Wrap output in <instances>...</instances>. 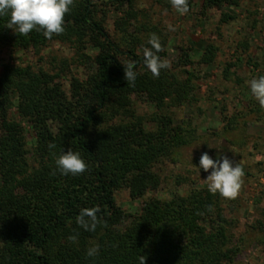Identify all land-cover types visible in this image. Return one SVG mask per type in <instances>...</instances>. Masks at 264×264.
Returning <instances> with one entry per match:
<instances>
[{"label":"trees","instance_id":"trees-1","mask_svg":"<svg viewBox=\"0 0 264 264\" xmlns=\"http://www.w3.org/2000/svg\"><path fill=\"white\" fill-rule=\"evenodd\" d=\"M136 0H106L132 7ZM160 2V0H158ZM74 0L65 15L62 34L51 39L43 30L28 35L7 28L10 13L0 15V46L37 49L53 41L75 42L97 49L95 70L84 82L74 80L67 96L57 75L5 65L0 75V264H233L239 252L231 246L220 204L221 195L192 190L171 199L150 198L138 214H126L114 193L125 187L133 200L158 191L157 167L174 162L178 150L193 142V133L155 115V127L135 113L131 96L145 97L162 111L179 105L193 93V73L162 69L155 78L144 64L133 36L125 45L114 40L97 18V3ZM239 0H203V8L237 5ZM193 0H188L191 9ZM229 17L223 15L222 21ZM162 48L164 43H161ZM157 55L164 59L166 53ZM121 57L127 60L123 63ZM135 62L134 84L124 79V65ZM213 61L205 51L200 63ZM179 62H193L183 51ZM187 72V73H186ZM14 108L19 120L11 118ZM25 125L33 133L28 149ZM54 144L55 147H49ZM71 150L80 154L87 170L62 175L56 159ZM55 173V174H54ZM264 194V193H263ZM211 206L212 210H209ZM98 207L101 221L86 231L76 218L81 209ZM124 218H130L122 225ZM106 222V226L104 224ZM76 236V242L69 240ZM99 245V254L87 256Z\"/></svg>","mask_w":264,"mask_h":264},{"label":"rangeland","instance_id":"rangeland-1","mask_svg":"<svg viewBox=\"0 0 264 264\" xmlns=\"http://www.w3.org/2000/svg\"><path fill=\"white\" fill-rule=\"evenodd\" d=\"M203 0H193L191 9L180 14L170 0H136L132 7L97 3V18L116 41L123 45L133 36L146 43L155 33L164 43V59L175 73L194 74L193 93L179 105L167 104L162 111L139 95L131 96L135 113L152 129L155 115H165L193 133V142L178 150L175 161L157 167L161 179L158 191L133 200L125 187L114 193L117 206L126 214H138L150 198L171 199L192 190L208 189L205 179L212 169L200 168V157L207 152L213 160L227 156L233 166L244 171L236 199L221 196L231 246L239 249L233 264H264V108L251 92L249 81L264 76V0H239L237 5L204 9ZM223 15L229 18L222 21ZM169 25L175 31L169 30ZM75 42L53 41L27 50L0 46V75L5 65L32 72L57 75L55 82L67 96L74 80L84 82L95 70L96 48ZM187 51L193 64L183 67L179 59ZM205 51L213 61L200 63ZM138 53H143L139 47ZM123 63L127 60L120 59ZM186 72V73H187ZM11 118L19 120L14 108ZM27 146L32 151L33 133L25 125ZM130 218H124L127 225Z\"/></svg>","mask_w":264,"mask_h":264},{"label":"clouds","instance_id":"clouds-1","mask_svg":"<svg viewBox=\"0 0 264 264\" xmlns=\"http://www.w3.org/2000/svg\"><path fill=\"white\" fill-rule=\"evenodd\" d=\"M74 0H0V15L10 13V19L7 28L15 33L28 35L33 29L43 30V35L51 39L54 34L59 35L65 31V15L70 11V5ZM171 5L180 14H186L189 11L188 0H170ZM170 31L175 28L169 25ZM151 47H145L143 50L144 64L150 70L155 78H158L162 69L171 67L170 61L161 59L157 53L163 51L160 38L151 34L148 40ZM135 62L130 61L124 65V79L134 84L137 73L134 71ZM252 94L258 100L260 106L264 108V76L258 79L253 78L249 81ZM49 147H55L50 144ZM57 169L62 175L82 174L87 170V164L80 157V154L68 150L60 155L56 161ZM200 168L205 172L212 169L211 174L207 176L205 182L210 193H219L223 198L236 199L240 193L244 176V171L239 163L233 166V162L224 156L221 159L213 160L207 152L200 157ZM55 174V173H54ZM209 210L212 208L209 206ZM100 211L98 207L84 208L80 210L76 218L79 226L86 231H95L101 221L97 217ZM106 226V222H104ZM69 240L76 242V236H70ZM99 254V245L88 249L87 256L93 257ZM139 264H146V257H139Z\"/></svg>","mask_w":264,"mask_h":264}]
</instances>
